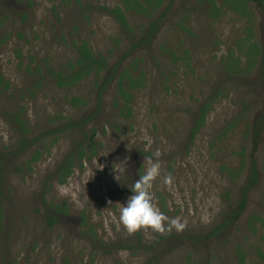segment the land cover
Masks as SVG:
<instances>
[{"label": "rangeland", "instance_id": "rangeland-1", "mask_svg": "<svg viewBox=\"0 0 264 264\" xmlns=\"http://www.w3.org/2000/svg\"><path fill=\"white\" fill-rule=\"evenodd\" d=\"M161 1L121 28L106 10L124 0H0V264H264V8ZM82 42L103 69L58 87L50 72L69 74ZM155 160L161 225L129 232L119 208Z\"/></svg>", "mask_w": 264, "mask_h": 264}, {"label": "trees", "instance_id": "trees-1", "mask_svg": "<svg viewBox=\"0 0 264 264\" xmlns=\"http://www.w3.org/2000/svg\"><path fill=\"white\" fill-rule=\"evenodd\" d=\"M15 1L20 2L22 0H15ZM208 1L211 3V6L214 8L215 7L214 2L212 0H208ZM259 1L264 8V0H259ZM161 2H162L161 0H155L153 2L151 0H146L145 5H142L137 0H124L123 9L116 6V7L109 8L107 10L105 9V10L117 21V23L121 26V28H126L127 27V21H126V16H125L126 11L134 10V11L139 12V13L152 15L153 11L157 10V8L160 6ZM234 2H236L237 5H235V6L229 5L230 8L234 12L248 15V12H246V1L245 0H234ZM226 3H227V0H226ZM157 24H158V20L153 19L150 22V25L147 28L148 33L146 35V38H148V39L151 38L152 34L156 30ZM77 51H78L79 56L75 60L74 63L70 64L69 68H70L71 72L69 74L67 73L65 76H61V74H59V73L55 74V73L50 72L54 78L56 77V85L58 87H64V86L72 85L76 82H79L82 78L90 76L91 74L98 75L99 72L103 69L102 67L104 66V63H105L104 58H102L100 56L95 57L94 54L91 52V50L88 48L86 42H82L81 44H79L77 47ZM130 51L131 50L124 52L122 54V59L120 62H122V60H124L128 56V54H130ZM257 51H258V49H257ZM226 69H227L228 73L238 72L237 68H226ZM124 80H125V76H124V73H122L119 76L118 81H117V88L120 92L123 89ZM108 83H109V81H106L105 83H103L102 86L100 87V91ZM1 84H3L5 86V88H7V83H4V81L0 75V85ZM133 85H134L133 82H130L128 87L133 88ZM127 95H129V94H127ZM74 101L75 100L73 99L71 102L74 103ZM207 109H208V103L207 102L197 109L196 119H194L193 127L190 130L191 136H193V134L199 130L201 124L203 123ZM67 126H71V124H67ZM91 136H92V133H91ZM93 151H94V149H93ZM82 154H83V152L81 150L79 152V155L77 156L78 160H80V161H82V157H83ZM38 158H39V153L35 152V154L29 159L28 162H26V164L30 165L31 162L36 161ZM242 163H243V161L241 160V166L240 167H242ZM73 169H74L73 160L68 159V160H65L63 163H61V165L58 167V171H59L58 172V182L64 183L65 179L72 174ZM247 173L248 174H247L246 183L240 191V196H239V201L237 203V208H236L234 216H232V218H231V222L234 221V218L236 217L237 214L241 213L244 210L246 203H247V200H248V198H247L248 192L257 183L258 176H257V170H256V163L254 160L250 161V163L248 165V172ZM54 211H55V213L59 212L60 208L58 206H55ZM55 218L56 217H54V216H51L50 218H48L49 224H53L55 221ZM228 224H229L228 221H224V222L220 223L213 230L212 234L217 233L218 231H220L222 228H224Z\"/></svg>", "mask_w": 264, "mask_h": 264}, {"label": "clouds", "instance_id": "clouds-1", "mask_svg": "<svg viewBox=\"0 0 264 264\" xmlns=\"http://www.w3.org/2000/svg\"><path fill=\"white\" fill-rule=\"evenodd\" d=\"M151 160V157H144ZM159 161H152L144 175L134 181L131 194L119 208V219L129 232L140 228L151 227L158 229L161 225L162 214L154 206L148 191L151 181L159 174ZM170 177H165L167 181Z\"/></svg>", "mask_w": 264, "mask_h": 264}]
</instances>
